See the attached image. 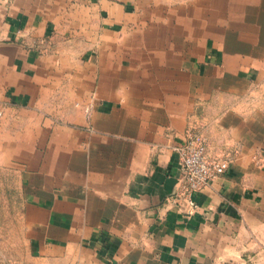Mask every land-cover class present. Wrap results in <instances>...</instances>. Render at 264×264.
<instances>
[{"label": "crops", "instance_id": "crops-1", "mask_svg": "<svg viewBox=\"0 0 264 264\" xmlns=\"http://www.w3.org/2000/svg\"><path fill=\"white\" fill-rule=\"evenodd\" d=\"M0 170L15 264H264V0H0Z\"/></svg>", "mask_w": 264, "mask_h": 264}, {"label": "built area", "instance_id": "built-area-1", "mask_svg": "<svg viewBox=\"0 0 264 264\" xmlns=\"http://www.w3.org/2000/svg\"><path fill=\"white\" fill-rule=\"evenodd\" d=\"M170 150L181 180L173 201L178 210L189 215L196 207L194 194L223 174L228 162L211 156L204 137L192 127L187 129L183 140L170 146Z\"/></svg>", "mask_w": 264, "mask_h": 264}, {"label": "rangeland", "instance_id": "rangeland-1", "mask_svg": "<svg viewBox=\"0 0 264 264\" xmlns=\"http://www.w3.org/2000/svg\"><path fill=\"white\" fill-rule=\"evenodd\" d=\"M17 178L0 170V264H15L23 249L15 246L14 223L21 207Z\"/></svg>", "mask_w": 264, "mask_h": 264}]
</instances>
